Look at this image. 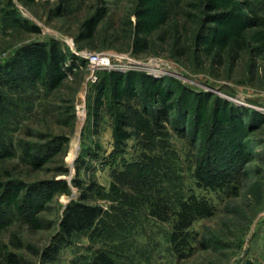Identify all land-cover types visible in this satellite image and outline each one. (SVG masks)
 <instances>
[{"label":"rangeland","instance_id":"obj_1","mask_svg":"<svg viewBox=\"0 0 264 264\" xmlns=\"http://www.w3.org/2000/svg\"><path fill=\"white\" fill-rule=\"evenodd\" d=\"M52 42L66 55L65 76L50 89L22 83L11 91L20 106L0 109V152L9 150L0 199L16 201L0 222V264H70L101 248L120 264H264V0H0V64ZM90 52L113 58L95 82ZM114 73L134 74L139 104L112 98ZM163 107L175 126L146 131ZM224 137L239 169L230 184L207 188L194 175L198 158ZM134 162L148 183L139 195L116 175ZM113 183L130 201L142 197L123 204L122 228L61 241L66 205L82 192L92 205L121 204L102 195ZM193 195L211 213L192 219L174 247L167 204ZM30 200L24 219L15 209Z\"/></svg>","mask_w":264,"mask_h":264},{"label":"trees","instance_id":"obj_2","mask_svg":"<svg viewBox=\"0 0 264 264\" xmlns=\"http://www.w3.org/2000/svg\"><path fill=\"white\" fill-rule=\"evenodd\" d=\"M33 29L37 31V28L34 27ZM65 62L66 55L60 50L56 42L48 43L47 45L33 43L20 48L12 58L5 61L4 64H0V87L5 88L7 92V94H0V109L5 111L10 109V107L20 106L17 104V101H20L23 98H20V96L13 97L11 95V91L16 90V88L20 87L22 83H28V85L32 87H35V84L40 83L43 87L49 89L53 88L55 80L59 81L65 76V71L63 69V64ZM133 75L134 74L129 76L117 73L113 74L114 87L116 88V92L113 90L114 94L112 93L113 99L116 96L120 100L125 99L124 101H133L132 103L137 102L139 104L138 101L141 100L142 96L134 89L137 84L136 81L138 80H135ZM139 81L142 82L141 79ZM119 83L122 84V86L120 85V88ZM101 87V90L98 91V105H96V107H99V103H101L100 97L104 95L103 93L105 92L106 83H103ZM170 115L171 114L168 108H159L154 113H151L149 121L147 119L144 120L143 127L146 131L155 132V130H153L154 127H162L164 123L169 122L170 125L175 126V121ZM119 116H121V121L123 123H132V117L130 118L126 115V118H124L123 113H119ZM137 118L141 119V116L138 115L136 119ZM119 127V124L115 122V129L117 132L120 129ZM180 133L183 134L187 132H184L183 129ZM129 136L130 133L127 131L124 132L122 139L118 138V134L117 136L115 135L117 141L116 145H120L121 142ZM227 139L228 137L218 139L215 142L217 143V146L219 145L218 148L216 145L210 147L208 145V147L211 148V150H209V154H202L201 157L198 158L197 168L194 171V175L196 176L198 183L207 188H217L222 187V185L230 184L233 180L232 178L234 173H236L239 169L237 166L238 161L234 159V155L231 153V148H227ZM230 145H232V148L234 147V144L231 143ZM8 151L9 150L7 149L1 151L0 156H3L4 153ZM27 155L28 158L31 157L30 160H33L30 162H36L35 157H38L36 154ZM139 166L140 165L136 162L126 164L116 174L118 177L130 180L131 183H133L130 187H132L138 195L141 194L140 192H142V190H144L148 185L147 181H145L146 178L142 179L143 176L140 174L139 170L141 169ZM130 181H127V183H130ZM74 182L75 185H80V182L76 179ZM115 188L116 185L113 183L111 184L110 189H101V192L103 196L108 197L112 202H121V204L118 205L110 204L107 208H103L99 205L86 203L84 200L88 196L84 192H82L78 200L69 202L66 205L65 212L62 216V232L59 239L63 241L77 233H93L96 230L102 229L108 233H112L117 232V229L122 228V226L126 223L124 222V212L126 209L123 204L127 203V206L132 202L139 203L142 197L133 196V200L130 201L128 200L129 196H127L123 190ZM15 202L14 198H11L10 196H5L0 199V217L4 218L3 220L0 218V222L4 223L7 221L6 216L15 205ZM34 203L36 202L30 200L28 203L21 204L20 207L18 205L15 211L20 213L24 219H27L30 215V211L28 210H30V207L32 208ZM165 203L167 204V202ZM167 206L173 212L172 218L169 221L171 222V229L167 236L168 241L174 245V247H177V243L181 242L179 239L184 238L183 233L187 231L189 222L192 219L200 215L204 216L211 213V205L207 203V200L199 199L195 197V195L180 198L175 204L173 203L171 207L169 204H167ZM58 249L59 246H56L52 253H55ZM94 254L90 253L86 256H80L77 259L75 258L70 262V264H120L110 249L101 248L95 255ZM248 264L253 263L249 262Z\"/></svg>","mask_w":264,"mask_h":264},{"label":"built area","instance_id":"obj_3","mask_svg":"<svg viewBox=\"0 0 264 264\" xmlns=\"http://www.w3.org/2000/svg\"><path fill=\"white\" fill-rule=\"evenodd\" d=\"M88 59V75L87 79L90 82L97 80L96 71L102 68H109L112 66L113 58L109 54H102L98 52H90L87 54Z\"/></svg>","mask_w":264,"mask_h":264},{"label":"bare ground","instance_id":"obj_4","mask_svg":"<svg viewBox=\"0 0 264 264\" xmlns=\"http://www.w3.org/2000/svg\"><path fill=\"white\" fill-rule=\"evenodd\" d=\"M75 152H76V148H75L74 152H72V155H74V154H75Z\"/></svg>","mask_w":264,"mask_h":264}]
</instances>
